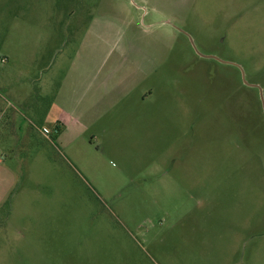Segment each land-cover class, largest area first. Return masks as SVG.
<instances>
[{
    "label": "rangeland",
    "instance_id": "374dc122",
    "mask_svg": "<svg viewBox=\"0 0 264 264\" xmlns=\"http://www.w3.org/2000/svg\"><path fill=\"white\" fill-rule=\"evenodd\" d=\"M0 264H264V0H0Z\"/></svg>",
    "mask_w": 264,
    "mask_h": 264
}]
</instances>
